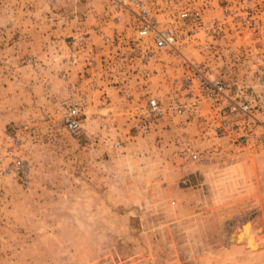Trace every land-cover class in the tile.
Masks as SVG:
<instances>
[{"label":"rangeland","instance_id":"1","mask_svg":"<svg viewBox=\"0 0 264 264\" xmlns=\"http://www.w3.org/2000/svg\"><path fill=\"white\" fill-rule=\"evenodd\" d=\"M152 4L176 49L108 0H0V264H264V0ZM240 90L251 118L228 110Z\"/></svg>","mask_w":264,"mask_h":264},{"label":"built area","instance_id":"2","mask_svg":"<svg viewBox=\"0 0 264 264\" xmlns=\"http://www.w3.org/2000/svg\"><path fill=\"white\" fill-rule=\"evenodd\" d=\"M108 2L120 11H124L130 15L134 23V32L138 38H149L151 45L155 49L160 50H172L176 49V43L179 40H185L187 38L186 32H178L177 28L171 25H162L157 19L153 11L152 0H108ZM197 19L199 13L197 11L188 12L186 10H181L178 12L177 16L180 20L185 19L188 16ZM232 19H237L241 24L248 28H254L256 26V20L251 16H240L230 15ZM202 31L209 32V27H201ZM193 30H189V34H192ZM145 53L150 54L151 50L145 51ZM259 54H256L252 59L251 63L254 67H259ZM92 60L88 59L87 64H91ZM200 78L205 79L204 76L200 75ZM209 87L208 96H225V92L228 86L223 83L218 77H209L204 80ZM255 84L264 87V75L261 76L258 73L255 76ZM129 95H127L128 97ZM235 98H239L238 101L231 99V97L226 96L228 99V110L229 111H239L246 118H251L250 104L246 100V93L244 91H238L235 94ZM79 106L80 103H70L68 100L63 101V113L61 115V122L65 130L70 135H75L79 129ZM177 112L180 109L177 108ZM264 114L263 111H260ZM141 113H144L147 117H158L162 115L159 103L155 98L149 97L145 100L144 106L142 107ZM143 125V126H142ZM143 130L146 129L147 125L142 124ZM259 132L255 135V139L259 143H264V120L258 122ZM189 156L191 158L196 157V153L189 151ZM14 170H19L22 165L19 160H15L13 163ZM21 170V169H20Z\"/></svg>","mask_w":264,"mask_h":264},{"label":"bare ground","instance_id":"3","mask_svg":"<svg viewBox=\"0 0 264 264\" xmlns=\"http://www.w3.org/2000/svg\"><path fill=\"white\" fill-rule=\"evenodd\" d=\"M234 237H235V238H237V239L239 240V236H238L237 234H236V235H234Z\"/></svg>","mask_w":264,"mask_h":264}]
</instances>
